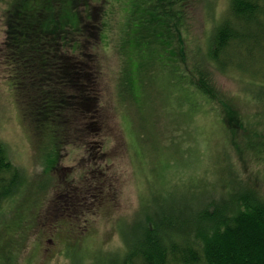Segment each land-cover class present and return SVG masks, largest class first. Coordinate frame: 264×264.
Returning a JSON list of instances; mask_svg holds the SVG:
<instances>
[{"label": "rangeland", "instance_id": "obj_1", "mask_svg": "<svg viewBox=\"0 0 264 264\" xmlns=\"http://www.w3.org/2000/svg\"><path fill=\"white\" fill-rule=\"evenodd\" d=\"M71 1L65 9L66 0H46L49 11L26 17L50 21L57 46L67 38L59 53L84 68L92 88L58 80L67 98L80 94L84 114L66 111L54 144L25 114L20 70L8 57L11 22L26 0H0V142L19 179L0 203V264H97L124 250L123 236L155 200L190 185L204 192L237 175L264 197V102L253 96L264 84V42L242 58L246 68L210 66L221 101L211 103L182 76H191L196 51L205 54L230 0H191L172 39L161 26L130 36L144 29L133 21L143 0ZM25 82L27 99L40 101L43 92Z\"/></svg>", "mask_w": 264, "mask_h": 264}, {"label": "trees", "instance_id": "obj_2", "mask_svg": "<svg viewBox=\"0 0 264 264\" xmlns=\"http://www.w3.org/2000/svg\"><path fill=\"white\" fill-rule=\"evenodd\" d=\"M44 1L37 0L36 4L26 0L27 6H24L18 21L11 22L8 32L11 41H8L12 48L8 57L11 68L15 72L20 70L17 92L19 103L27 109L25 114L35 124L38 133H50L54 144H57L61 141L62 126L64 130L60 118L65 112L84 114V110L81 111L84 103L78 98L80 94L67 98L63 91L57 90L58 80L64 86L77 87L79 84L84 93L91 92L92 88L87 86V78L81 76L85 74L84 68L80 64L74 66L59 53L67 38L62 40L60 37L57 46L52 42L54 34L49 30L50 21L28 22L26 17L32 13L49 11V2ZM190 2L143 0L133 21H140L136 22L139 25L146 22L144 29L141 32L130 30V36H142L161 26L164 37L172 39L170 33H174V28H183L186 22V9ZM67 3L71 7L72 1L66 0L65 9ZM41 4L45 7L39 6ZM34 5L37 6L31 10ZM68 21L72 22L60 18V22ZM263 42L264 0H230L228 14L214 27L205 54L199 58V50L196 51L191 76L183 72L182 76L192 89L211 103L221 101L224 96L213 79L210 66L221 72L246 68L242 58L252 55ZM128 44H131L130 40ZM127 62L132 64L129 60ZM260 62L262 68L258 73L264 77V60ZM48 68L53 76L47 73ZM11 75L15 76L14 73ZM29 79L32 92H43L40 101H35L37 96L27 99L25 81ZM254 95L255 100L264 102V84ZM52 158L48 157V164ZM10 174H14L12 180ZM17 176V169L13 168L6 148L0 142V203L18 184ZM188 190L179 194L168 192L167 198L155 200L151 211L140 221H135L133 231L130 233L131 229L123 236L124 250L109 254L97 264H264V197L257 190L247 186L237 175L228 184L215 183L203 189L204 192L196 191L194 185H190ZM217 191L218 194L215 193Z\"/></svg>", "mask_w": 264, "mask_h": 264}]
</instances>
